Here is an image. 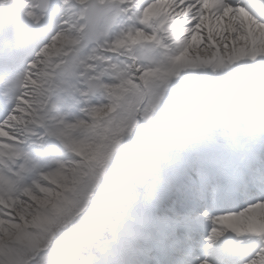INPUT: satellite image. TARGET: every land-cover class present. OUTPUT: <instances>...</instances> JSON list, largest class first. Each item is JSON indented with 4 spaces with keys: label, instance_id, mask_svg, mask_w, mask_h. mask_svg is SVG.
<instances>
[{
    "label": "snow or ice",
    "instance_id": "1",
    "mask_svg": "<svg viewBox=\"0 0 264 264\" xmlns=\"http://www.w3.org/2000/svg\"><path fill=\"white\" fill-rule=\"evenodd\" d=\"M0 3V264H264V0Z\"/></svg>",
    "mask_w": 264,
    "mask_h": 264
},
{
    "label": "rangeland",
    "instance_id": "2",
    "mask_svg": "<svg viewBox=\"0 0 264 264\" xmlns=\"http://www.w3.org/2000/svg\"><path fill=\"white\" fill-rule=\"evenodd\" d=\"M4 1H9L8 3H11L10 2V0H3V3H4ZM4 5H6L5 3H4ZM9 5V4H8ZM12 6H9V8H11Z\"/></svg>",
    "mask_w": 264,
    "mask_h": 264
},
{
    "label": "bare ground",
    "instance_id": "3",
    "mask_svg": "<svg viewBox=\"0 0 264 264\" xmlns=\"http://www.w3.org/2000/svg\"><path fill=\"white\" fill-rule=\"evenodd\" d=\"M0 2H3V0H0ZM9 1H4L5 4H8Z\"/></svg>",
    "mask_w": 264,
    "mask_h": 264
}]
</instances>
